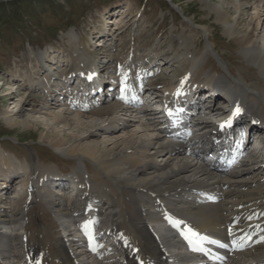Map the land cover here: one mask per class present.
<instances>
[{
  "label": "bare ground",
  "instance_id": "bare-ground-1",
  "mask_svg": "<svg viewBox=\"0 0 264 264\" xmlns=\"http://www.w3.org/2000/svg\"><path fill=\"white\" fill-rule=\"evenodd\" d=\"M122 24L123 19L119 28ZM237 39L247 59L264 75V22L258 24L257 33ZM210 49L217 55L209 44L201 57L193 52L191 67L179 84L169 85L161 77L145 85L138 79L123 96L116 95L121 102L117 107L93 111L79 100L57 102L53 94L58 88L67 90L65 84L71 82L61 87L51 76L43 87L44 100L31 90L22 95V106L0 113L7 124L16 126L22 109L29 105L24 111L33 118L24 124L38 127L41 115L50 129L41 133L40 140L59 155L75 156L81 162L71 175L64 176L36 164L24 166L0 150V264H197L200 261L179 240L183 226L226 235L233 220L238 222L233 229L251 234L252 244L226 264H264V151L252 143L238 169L225 170L224 160L214 166L210 164L214 159L205 158L201 146L210 139V127L226 117L228 101L223 107L196 108V115L189 119L198 136L187 145L170 134L169 123H163L166 119H157L159 113L150 97L157 96L173 108L177 90L186 92L205 82L207 90L214 85L216 93L222 92L264 129L262 109L249 99L255 95L264 103V94L245 80L233 76L231 81L228 75L217 73L197 82L202 59ZM94 65L88 63L82 70ZM117 79L125 77L119 74ZM86 160L100 168L104 181L96 182L86 172ZM17 174L22 178L21 193L11 192V179ZM49 179L60 184L74 180L72 190L78 192L63 198L69 188L55 192L45 184ZM207 193L217 201L208 202ZM88 221L93 223L86 232L83 225ZM173 221L182 223L177 226ZM107 239L115 244H108ZM87 242L100 247L94 251Z\"/></svg>",
  "mask_w": 264,
  "mask_h": 264
},
{
  "label": "rangeland",
  "instance_id": "rangeland-1",
  "mask_svg": "<svg viewBox=\"0 0 264 264\" xmlns=\"http://www.w3.org/2000/svg\"><path fill=\"white\" fill-rule=\"evenodd\" d=\"M9 2L12 4L5 5ZM0 6V113L22 106V95L31 90L44 100V84L52 77L59 86L73 79L71 85L65 84L67 90L58 88L55 99L74 102L79 98L92 105L93 111L117 107L120 101L111 98L122 94L126 84L117 74L133 77L131 82L147 74L150 79L146 83L162 77L169 85H177L189 71L194 53L202 56L206 44L218 56L210 49L203 57L198 82L206 81L208 74H226L231 81L233 76L242 78L264 94V75L247 59L237 39L257 33L258 24L264 22V0H0ZM119 17L122 28L118 27ZM202 29L205 33L199 32ZM157 57L162 64H156ZM96 61L99 66L109 63L99 75L105 82L101 98L92 104L80 91H74L86 85L80 82L81 68L91 63L97 69ZM19 77L25 81L14 80ZM222 97L217 98L221 106L225 104ZM249 99L261 107L264 120L262 100L255 95ZM27 107L16 126L0 118V150L24 166L36 164L71 175L81 165L80 159L59 155L42 142L41 133L50 129L48 122L40 115L38 127L25 125L27 118H33L24 111ZM115 111L117 114L118 108ZM86 172L96 182L105 180L92 161L86 160Z\"/></svg>",
  "mask_w": 264,
  "mask_h": 264
},
{
  "label": "snow or ice",
  "instance_id": "snow-or-ice-1",
  "mask_svg": "<svg viewBox=\"0 0 264 264\" xmlns=\"http://www.w3.org/2000/svg\"><path fill=\"white\" fill-rule=\"evenodd\" d=\"M237 111H239V109H237ZM171 114V113H170ZM230 123V121L228 122ZM177 226L180 225V221H173ZM93 222L88 221L86 222L83 227L85 229L86 232H89L90 229V225ZM184 237L185 239L188 241L189 245L192 247V249L194 251H199V252H209V249L205 246L206 244H213V245H219L222 248H227L228 245L222 243L220 240L218 239H213L211 236L208 235H203L191 228H189L187 230V232L184 233ZM261 241L264 242V237H261ZM233 245H236L238 248H243L244 245L236 240L232 241Z\"/></svg>",
  "mask_w": 264,
  "mask_h": 264
},
{
  "label": "trees",
  "instance_id": "trees-1",
  "mask_svg": "<svg viewBox=\"0 0 264 264\" xmlns=\"http://www.w3.org/2000/svg\"><path fill=\"white\" fill-rule=\"evenodd\" d=\"M6 4H12V2H9V3H5V5H6ZM0 7H1V6H0Z\"/></svg>",
  "mask_w": 264,
  "mask_h": 264
}]
</instances>
